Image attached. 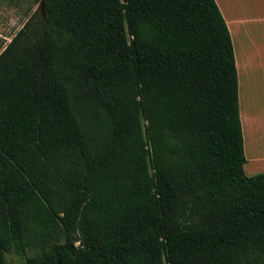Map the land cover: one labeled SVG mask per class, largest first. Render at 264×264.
<instances>
[{
	"label": "trees",
	"instance_id": "16d2710c",
	"mask_svg": "<svg viewBox=\"0 0 264 264\" xmlns=\"http://www.w3.org/2000/svg\"><path fill=\"white\" fill-rule=\"evenodd\" d=\"M35 1L0 46V264H264L217 1Z\"/></svg>",
	"mask_w": 264,
	"mask_h": 264
},
{
	"label": "crops",
	"instance_id": "0c3cea01",
	"mask_svg": "<svg viewBox=\"0 0 264 264\" xmlns=\"http://www.w3.org/2000/svg\"><path fill=\"white\" fill-rule=\"evenodd\" d=\"M230 29L248 176L264 173V0H216Z\"/></svg>",
	"mask_w": 264,
	"mask_h": 264
},
{
	"label": "rangeland",
	"instance_id": "374dc122",
	"mask_svg": "<svg viewBox=\"0 0 264 264\" xmlns=\"http://www.w3.org/2000/svg\"><path fill=\"white\" fill-rule=\"evenodd\" d=\"M40 2L35 0H0V46L5 47L13 36L24 26L27 20L40 9ZM3 49V48H2ZM84 107L86 105L83 103ZM99 112L104 120L107 113L104 108L99 107ZM36 250H28L27 255L33 256ZM9 264H22L26 256L15 252L7 254Z\"/></svg>",
	"mask_w": 264,
	"mask_h": 264
},
{
	"label": "water",
	"instance_id": "95a60500",
	"mask_svg": "<svg viewBox=\"0 0 264 264\" xmlns=\"http://www.w3.org/2000/svg\"><path fill=\"white\" fill-rule=\"evenodd\" d=\"M40 12L44 18H46V12H45V1H42L40 4Z\"/></svg>",
	"mask_w": 264,
	"mask_h": 264
}]
</instances>
